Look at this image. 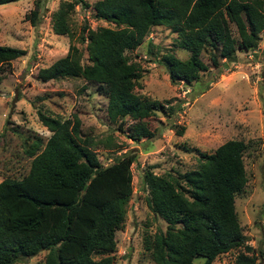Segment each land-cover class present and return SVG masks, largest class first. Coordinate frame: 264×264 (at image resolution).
Returning <instances> with one entry per match:
<instances>
[{"label": "trees", "instance_id": "obj_1", "mask_svg": "<svg viewBox=\"0 0 264 264\" xmlns=\"http://www.w3.org/2000/svg\"><path fill=\"white\" fill-rule=\"evenodd\" d=\"M15 1L0 0V5ZM76 4L89 7L82 0L63 1L52 13L54 34H70L67 15ZM42 5L36 0L30 11L33 27ZM91 11L95 19L113 26L91 29L83 23L78 42L85 43V56L69 44L62 56L38 69L36 78L98 84L106 97L108 121L118 126L126 118L133 121L126 134L133 142L153 136L144 119L165 108L173 112L167 101L134 91L141 73L125 63L126 52L137 48L152 27L169 28L176 34V47L188 51L183 60L170 52L159 60L170 83L190 86L209 65L218 74L235 61L236 48L253 50L264 26V0H96ZM24 54V49L0 45V79L2 67ZM36 114L49 135L35 137L25 149L30 161L22 177L0 181V264L42 251V264H111L114 234L124 224L132 193L128 167L135 155L101 164L92 149L96 141L79 135L76 116ZM244 148L241 140H226L211 153H200L196 169L181 173L142 168L139 188L146 193L145 204L166 224L164 231L144 238L153 264H195L197 256L203 258L200 264H213L244 243L234 211V196L246 183ZM253 262V255L241 252L234 259V264Z\"/></svg>", "mask_w": 264, "mask_h": 264}, {"label": "rangeland", "instance_id": "obj_2", "mask_svg": "<svg viewBox=\"0 0 264 264\" xmlns=\"http://www.w3.org/2000/svg\"><path fill=\"white\" fill-rule=\"evenodd\" d=\"M35 1L0 5V45L25 51L1 71L0 181L22 177L30 161L25 149L35 137L44 140L49 135L37 111L62 119L76 116L79 135L96 141L92 149L101 164L124 154L135 155L128 167L132 193L124 224L114 234L111 264H153L143 248L144 238L164 231L166 224L145 204L146 193L139 188L142 168L151 166L155 174L196 169L200 153H211L226 140H241L246 183L234 196V211L246 240L216 257L213 264H234L240 252L253 255L252 264H264V26L253 50L236 48L235 61L228 62L218 74L209 65L190 86L170 83L159 60L166 52L183 60L188 51L176 47V34L169 28L152 27L137 48L126 52L125 63L141 73L134 91L144 98L167 101L173 112L165 108V112L144 119L153 136L133 142L126 136L133 121L126 118L120 126L108 121L106 97L98 84L73 78L47 82L36 78L38 69L62 56L69 44L81 48L85 56V43L78 42L83 23L91 29L113 26L93 17L91 5L96 0H82L89 7L76 4L68 12L70 34H54L51 19L61 2L71 0H42L41 14L33 27L28 16ZM179 127L183 129L177 134ZM106 136H110L108 141ZM44 253L14 264H42ZM202 260L197 256L193 262L200 264Z\"/></svg>", "mask_w": 264, "mask_h": 264}]
</instances>
